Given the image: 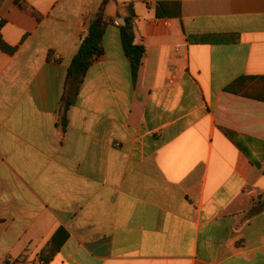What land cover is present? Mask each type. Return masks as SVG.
I'll list each match as a JSON object with an SVG mask.
<instances>
[{
  "label": "crops",
  "instance_id": "obj_1",
  "mask_svg": "<svg viewBox=\"0 0 264 264\" xmlns=\"http://www.w3.org/2000/svg\"><path fill=\"white\" fill-rule=\"evenodd\" d=\"M101 1H0V262L264 264V0H108L61 131Z\"/></svg>",
  "mask_w": 264,
  "mask_h": 264
},
{
  "label": "trees",
  "instance_id": "obj_2",
  "mask_svg": "<svg viewBox=\"0 0 264 264\" xmlns=\"http://www.w3.org/2000/svg\"><path fill=\"white\" fill-rule=\"evenodd\" d=\"M107 2L108 0L101 1L98 9L94 13L92 21L88 23L85 36L81 39L78 49L68 65L64 90L60 98L58 110L57 125L61 131H63L66 126V111L75 101L79 86L87 68L102 53L101 37L105 25L110 21L104 14V7ZM133 15V11L130 10L129 16L124 18V23L118 24V28L122 49L129 61L132 79L135 81L137 72L142 63L144 47L142 44L134 42L135 31L132 19ZM2 23L3 21L0 20V26ZM0 50L7 54H12L15 47L7 44L0 35ZM262 172H264V168H262ZM57 237L58 231L50 239L48 245L50 247V245L53 244V247L49 250L47 255L43 253V261L49 259L62 242L63 237H60L59 240L54 243ZM7 263V259L0 262V264Z\"/></svg>",
  "mask_w": 264,
  "mask_h": 264
},
{
  "label": "built area",
  "instance_id": "obj_3",
  "mask_svg": "<svg viewBox=\"0 0 264 264\" xmlns=\"http://www.w3.org/2000/svg\"><path fill=\"white\" fill-rule=\"evenodd\" d=\"M39 264H43V261H42V260H40V261H39Z\"/></svg>",
  "mask_w": 264,
  "mask_h": 264
},
{
  "label": "water",
  "instance_id": "obj_4",
  "mask_svg": "<svg viewBox=\"0 0 264 264\" xmlns=\"http://www.w3.org/2000/svg\"><path fill=\"white\" fill-rule=\"evenodd\" d=\"M119 23H123L122 20H120Z\"/></svg>",
  "mask_w": 264,
  "mask_h": 264
},
{
  "label": "rangeland",
  "instance_id": "obj_5",
  "mask_svg": "<svg viewBox=\"0 0 264 264\" xmlns=\"http://www.w3.org/2000/svg\"><path fill=\"white\" fill-rule=\"evenodd\" d=\"M9 262V261H8ZM8 264V263H7Z\"/></svg>",
  "mask_w": 264,
  "mask_h": 264
}]
</instances>
